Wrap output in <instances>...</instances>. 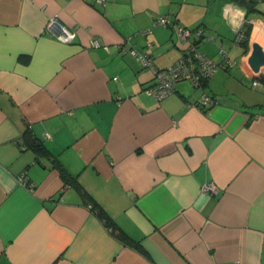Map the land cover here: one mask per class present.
<instances>
[{"label":"crops","instance_id":"crops-1","mask_svg":"<svg viewBox=\"0 0 264 264\" xmlns=\"http://www.w3.org/2000/svg\"><path fill=\"white\" fill-rule=\"evenodd\" d=\"M253 1L247 16L235 0H0V264H264V80L248 63L252 43L264 48V0ZM160 14L230 63L157 100L143 92L152 69L119 45L172 64L188 42ZM203 93L218 102L191 104Z\"/></svg>","mask_w":264,"mask_h":264},{"label":"built area","instance_id":"built-area-1","mask_svg":"<svg viewBox=\"0 0 264 264\" xmlns=\"http://www.w3.org/2000/svg\"><path fill=\"white\" fill-rule=\"evenodd\" d=\"M96 1L98 3L104 2V0ZM154 22L162 26L171 27L177 39L183 42H188L183 53L172 64L164 68H157L153 65L152 59L149 56L138 52L134 47L125 49L123 44H120L119 46L122 48L123 52L129 53L136 59L140 60L142 64L149 66L152 69L153 81L143 89V92L155 99H163L174 92L175 83L177 81L185 80L194 87H200L213 75L218 67H224L230 63L229 60H226L224 63H216L204 52L200 51L194 42L188 41L191 30L174 20L169 14L158 15L155 17ZM48 25H57L59 27L60 32L56 37L62 42H70L75 38V31L59 22V20L55 17L49 20ZM149 31L150 30H144L141 34L144 35ZM194 32L197 35H201L200 29H195ZM243 37L244 32L242 29H239L234 37L235 43H240ZM92 45L94 47L107 49V44L101 45L97 40H93ZM220 52L226 59L227 53L222 47L220 48ZM113 79L116 80L117 77L114 76ZM258 84V80L252 81L253 86ZM217 102L218 101L210 95L203 93L191 104H195L198 107H205L208 104H216ZM47 136L48 133L46 134V137ZM19 182L24 186H31L25 174H21L19 176ZM202 190L215 192L216 188L210 183L203 185Z\"/></svg>","mask_w":264,"mask_h":264},{"label":"trees","instance_id":"trees-1","mask_svg":"<svg viewBox=\"0 0 264 264\" xmlns=\"http://www.w3.org/2000/svg\"><path fill=\"white\" fill-rule=\"evenodd\" d=\"M239 4L243 5L246 8V15L250 12H253L256 10L255 8V3L253 0H235ZM249 25L248 23L245 24L244 28L242 29L244 32V37L241 40V44L246 45L248 34H249ZM29 137V136H28ZM25 141L27 145L31 148L34 149L37 153H43L45 151L43 145L40 142H36L34 138H25ZM58 170L60 171L61 176L63 179L68 183L71 182L74 186L77 187L78 191L82 194V196L87 200V201H93L90 195L79 185L76 179L70 180V177L67 176L66 172L62 169L60 165H56ZM94 210L97 212L98 216L103 220L104 224L110 228V230L116 234V236L123 242L127 244H133L130 239L126 236L124 232L119 230L116 225L114 224L113 220L110 218V216L102 210L94 201H93V206Z\"/></svg>","mask_w":264,"mask_h":264},{"label":"water","instance_id":"water-1","mask_svg":"<svg viewBox=\"0 0 264 264\" xmlns=\"http://www.w3.org/2000/svg\"><path fill=\"white\" fill-rule=\"evenodd\" d=\"M248 63L253 71L257 72L259 77L264 80V48L256 42L252 43Z\"/></svg>","mask_w":264,"mask_h":264},{"label":"clouds","instance_id":"clouds-1","mask_svg":"<svg viewBox=\"0 0 264 264\" xmlns=\"http://www.w3.org/2000/svg\"><path fill=\"white\" fill-rule=\"evenodd\" d=\"M233 7H235V6H233ZM244 16H245V11L243 9L236 7L235 14L229 20V23L232 26L233 31H238L241 28V26L243 24ZM255 30L256 29H254V31Z\"/></svg>","mask_w":264,"mask_h":264}]
</instances>
